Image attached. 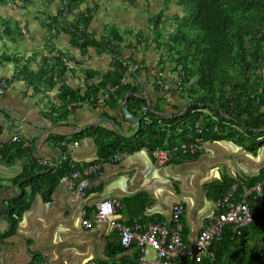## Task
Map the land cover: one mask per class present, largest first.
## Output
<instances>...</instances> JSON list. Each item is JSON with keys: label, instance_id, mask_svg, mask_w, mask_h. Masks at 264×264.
<instances>
[{"label": "crops", "instance_id": "0c3cea01", "mask_svg": "<svg viewBox=\"0 0 264 264\" xmlns=\"http://www.w3.org/2000/svg\"><path fill=\"white\" fill-rule=\"evenodd\" d=\"M29 2L31 0H10L6 5L0 0V79L9 81L6 93L0 96V147H15L13 138L19 137L32 148L31 156L25 154L11 164H6L0 155V264L134 262L138 248L122 249L118 233L109 224L96 223L91 229L83 225L85 219L95 216L98 204L111 197L120 203L116 218L130 226L173 224V207L182 205L185 213L181 219V236L193 245L200 231L213 221L216 200L225 194L221 196L228 184L260 175L264 169V147L256 152L233 142L205 143L196 159L181 160L174 156L164 165L143 151L124 154L115 162L101 160L95 130L115 131L120 135L115 123L124 133L130 134L135 124L125 119L121 109L108 108L105 116L103 110L84 105L72 111L70 107V113L64 115L63 103L58 99L60 84L53 90H45L27 82L25 74L18 75V71L22 68L26 73L37 72L46 60L64 54L76 67L73 72H67L64 83L82 91L88 78L81 70L106 73L112 70V57L94 48L81 51L73 45L69 31L51 27L49 20L62 7L61 0L47 1L46 10H31ZM93 8L96 12L91 29L103 33L105 29L116 28L126 43L132 44L133 47L121 49L143 65L145 70L141 77L150 102L161 110L157 114L176 117L177 108L185 106L183 100L175 94L157 91L150 80L154 77L146 70L158 69L164 57L162 53H167L156 44L161 33L153 20L164 14L166 20L158 26H163L164 37L169 35L175 26L174 18L183 14L179 1L85 0L80 10L85 12ZM11 22L19 29L22 41L15 36ZM4 25L11 27L10 33H5ZM166 63L164 66L168 69ZM166 73L169 76L171 69ZM98 80L100 76H96L95 81ZM129 102H125L128 107L135 104L133 100ZM58 110L61 119L59 113H53ZM129 111L134 114L130 108ZM81 132L86 137L73 144L72 138ZM55 137L70 141L66 146L68 155L63 154ZM64 156L75 162L77 171H81L73 180L76 188H83V193L61 183L49 199L42 194L31 196L30 206L21 215L16 212L15 216L20 217L17 216L15 230H11L8 214L12 212L14 201L23 194L22 183L16 180L25 162L34 158L39 165L56 167ZM97 163H103L98 173L85 172L87 167ZM27 192L28 195L32 193L30 189ZM149 252L150 257H154V249L150 248Z\"/></svg>", "mask_w": 264, "mask_h": 264}, {"label": "trees", "instance_id": "16d2710c", "mask_svg": "<svg viewBox=\"0 0 264 264\" xmlns=\"http://www.w3.org/2000/svg\"><path fill=\"white\" fill-rule=\"evenodd\" d=\"M84 1L61 0L62 7L57 16L50 18V25L69 31L73 45L81 51L94 48L99 53L113 55L112 70L102 74L81 70L88 78L82 91L64 83L69 71L65 65L68 58L64 54L51 61L45 58L46 64L37 72L26 73L20 68L18 75L25 74L27 82L45 90H53L60 84L58 99L63 103L64 115L70 113V107L72 111L89 105L95 110H103L107 116L105 111L108 108L121 109L123 103L133 100L135 104H129V108L142 121L138 134L126 139L115 131L95 130L101 160L111 161L117 154H132L145 147L173 149L197 140L204 143L233 142L256 152L264 147V0H179L183 14L175 18V26L169 35L158 34L156 40V44L167 50L157 68L166 71L164 65L167 62L171 69L167 80L172 81L176 74L182 81V91L170 94L180 97L185 106L177 108L176 117L168 118L160 117L157 113L161 110L153 103L152 112L142 113L143 107L148 105L139 97L144 89L133 82L121 84L127 69L120 62L124 55L113 47L112 42H117L124 49L132 44H127L116 28L105 29L103 33L92 31L91 22L96 8L82 12ZM164 19V14H159L153 23L161 25ZM4 27L6 34L11 32L9 25ZM130 60L135 62L133 58ZM96 76H100V80L95 81ZM150 80L159 91L157 80ZM115 87L118 88L115 90ZM106 94L109 99L100 105L99 100ZM129 94L132 95L127 97ZM53 113H59L61 119L59 110ZM147 116L152 120L149 126L144 121ZM85 137L81 132L71 142L75 144ZM67 140L54 138L63 154L68 155L64 146L70 143ZM14 145L12 148L0 147V155L6 164L24 158L25 154L32 155L31 145L26 146L24 141ZM200 153L194 156L174 153L171 157L196 159ZM71 162L70 159L62 161L56 167L39 165L34 158L25 162L16 180L22 183L23 194L14 201L12 212L8 214L11 230H15L18 222L14 217L16 212L21 215L30 206L31 196L42 194L49 199L62 177L78 170L77 165L72 168ZM262 179L264 169L257 177L242 181L254 185ZM234 182H230L227 189ZM29 189L32 191L30 195ZM225 192L223 190L221 196ZM254 213V223L243 228L241 235L228 228L222 239L212 244L211 253L202 264H264V205L254 208Z\"/></svg>", "mask_w": 264, "mask_h": 264}, {"label": "built area", "instance_id": "2783aa9c", "mask_svg": "<svg viewBox=\"0 0 264 264\" xmlns=\"http://www.w3.org/2000/svg\"><path fill=\"white\" fill-rule=\"evenodd\" d=\"M112 45L114 48L117 47L124 55L120 62L127 69V73L121 79V84L128 85L130 82H133L135 86L142 87L145 93H142L139 97L148 102V105L143 107L142 113L148 114V112H152V106L146 94V85L141 77V73L145 70L143 65L131 61L124 53V49L118 46L117 42H112ZM112 59H115L113 55ZM65 65L71 71L76 68L69 60H65ZM146 72L157 80V85L162 93L167 94L182 91V81L177 78L176 74L173 77L174 79L169 81L167 80L166 71L149 68ZM131 76H135L134 79L130 80ZM8 87L9 81L6 78L0 79V96L6 93ZM117 88L115 87V90ZM108 99L109 95H104L99 100L100 105H104ZM144 121L148 126L152 124V120L148 116L145 117ZM19 140L20 138L18 137L13 138V142H18ZM204 144V142L197 140L194 143H183L173 149H148L145 147L142 151L151 155L158 164L164 165L169 162L171 155L174 153L191 156L198 154L203 150ZM64 146H67V143ZM123 155H115L112 161L120 160ZM68 159L67 156L63 157V161H67ZM71 164L72 168H75V162L72 161ZM102 167L103 163L93 164L87 167L85 172L90 175L96 174ZM79 175V171L70 176L66 175L62 177L60 183L67 184L73 191L82 194L83 188L81 186L76 188L73 180ZM263 205L264 179L254 185H247L243 182L232 183L225 194L216 200L214 207L216 208V215L213 221L208 227L200 231L193 245L188 244L181 236L183 224L180 222V218L184 213V208L180 205L173 207L175 226L168 223H149L145 226L135 224L130 226L116 218V209L120 206V203L116 198L111 197L101 201L97 206L95 216L90 220L85 219L83 225L87 229H91L96 223H107L118 233L122 249L137 247L139 254L136 260L123 264H202L210 255L212 244L215 241L221 240L228 228H231L234 234L241 235L243 233L242 229L251 226L255 221L256 214L254 213V208H261ZM15 217L18 219L17 216ZM150 248H153L155 251L152 258L150 257Z\"/></svg>", "mask_w": 264, "mask_h": 264}, {"label": "rangeland", "instance_id": "374dc122", "mask_svg": "<svg viewBox=\"0 0 264 264\" xmlns=\"http://www.w3.org/2000/svg\"><path fill=\"white\" fill-rule=\"evenodd\" d=\"M9 1L10 0H4V2H5V4L7 5L8 3H9ZM179 0H177V2H178ZM28 7H29V9H31V10H34V9H41V10H46L45 9V7L44 6H49V4H47V0H31V2H29L28 4ZM177 17V16H176ZM182 18L183 17H181L180 18V21L182 20ZM164 20H166V18L164 19ZM174 20H175V18H174ZM188 19H186V21H187ZM183 22H185V20L183 21ZM11 25H12V29L13 30H15V36L17 37V39L19 40V41H22L23 40V38L21 37V35H20V31H19V29L13 24V22H11ZM183 26V25H182ZM184 29H186V27L184 26ZM157 30H158V32H160L161 34L163 33V35L165 34V30L163 31V26H157ZM173 30H171V32H172ZM161 56H165V54L164 53H162V55ZM171 59V58H170ZM157 68V67H156ZM166 68H168L169 70H170V66H169V64L168 63H166ZM168 69H166V70H168ZM263 239V238H262Z\"/></svg>", "mask_w": 264, "mask_h": 264}, {"label": "water", "instance_id": "95a60500", "mask_svg": "<svg viewBox=\"0 0 264 264\" xmlns=\"http://www.w3.org/2000/svg\"><path fill=\"white\" fill-rule=\"evenodd\" d=\"M187 110V108H185L184 112ZM121 111L125 117V119L129 122H132L133 124H135V130L130 133V134H126L124 133L121 129H119V127L117 126V124L113 123V125L117 128V131L118 133L124 137V138H132L134 136H136L141 128V125H142V121H141V118L140 117H137L135 116L134 114H132L130 111H129V107L127 105V103H124L122 106H121ZM184 112L182 113V115L184 114Z\"/></svg>", "mask_w": 264, "mask_h": 264}, {"label": "clouds", "instance_id": "9594fccd", "mask_svg": "<svg viewBox=\"0 0 264 264\" xmlns=\"http://www.w3.org/2000/svg\"><path fill=\"white\" fill-rule=\"evenodd\" d=\"M67 12V11H66ZM57 14H58V12L55 14V16H57ZM67 13H65V15H66ZM92 31H93V29H92ZM111 55V54H110ZM111 57H112V55H111ZM67 60H69V59H67ZM70 62H72L71 60H69ZM73 63V62H72ZM137 63V62H136ZM74 64V63H73ZM142 65V64H141ZM68 68V67H67ZM76 69V68H75ZM69 70V69H68ZM158 70V69H157ZM69 71H71V70H69ZM74 70H72V72H73ZM8 80V79H7ZM44 89V88H43ZM149 102H150V100H149ZM151 103V102H150ZM123 105V104H122ZM121 105V106H122ZM19 138V137H18ZM20 141V140H19ZM14 143H16V142H14ZM67 146H68V144H67ZM142 151V150H141ZM70 159V158H69ZM68 159V160H69ZM49 166V165H48ZM236 182H243L242 180H239V181H236ZM235 183V182H234ZM257 183V182H256ZM61 184V183H60ZM180 206H182V205H180ZM184 213H185V209H184ZM183 213V214H184ZM174 215V214H173ZM182 217H183V215H182ZM182 217L180 218V222H181V219H182ZM169 224V223H168ZM170 225H173V226H175V223H173V224H170ZM121 246V245H120Z\"/></svg>", "mask_w": 264, "mask_h": 264}, {"label": "bare ground", "instance_id": "6f19581e", "mask_svg": "<svg viewBox=\"0 0 264 264\" xmlns=\"http://www.w3.org/2000/svg\"><path fill=\"white\" fill-rule=\"evenodd\" d=\"M52 165V164H51ZM87 169V168H86ZM85 170V169H84ZM79 172H81L80 170H79ZM82 175V174H81ZM80 178V177H79ZM77 179V178H76Z\"/></svg>", "mask_w": 264, "mask_h": 264}]
</instances>
